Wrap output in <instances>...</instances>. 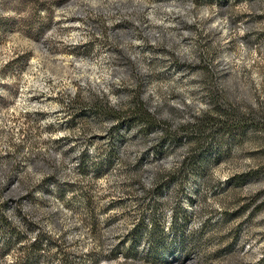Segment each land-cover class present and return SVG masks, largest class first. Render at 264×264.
I'll list each match as a JSON object with an SVG mask.
<instances>
[{"label":"rangeland","instance_id":"obj_1","mask_svg":"<svg viewBox=\"0 0 264 264\" xmlns=\"http://www.w3.org/2000/svg\"><path fill=\"white\" fill-rule=\"evenodd\" d=\"M0 264H264V0H0Z\"/></svg>","mask_w":264,"mask_h":264}]
</instances>
